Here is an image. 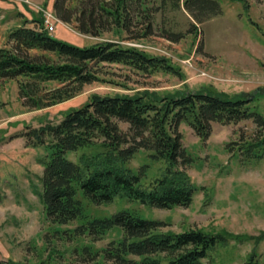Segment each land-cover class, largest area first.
Returning a JSON list of instances; mask_svg holds the SVG:
<instances>
[{"label": "trees", "instance_id": "trees-1", "mask_svg": "<svg viewBox=\"0 0 264 264\" xmlns=\"http://www.w3.org/2000/svg\"><path fill=\"white\" fill-rule=\"evenodd\" d=\"M220 1L161 0L156 6L152 0H78L71 6V0H55L57 17L74 23L78 32L94 37L111 33L113 37L79 46L53 36L45 28L42 15L25 18L24 24L9 32L11 45L0 46V79H18L19 95L28 100V105L40 109L67 101L85 84L98 81L100 63L125 64L148 73L173 71L166 58L122 42L154 35L155 14L168 2L173 8L183 6L195 20L185 32L161 28L162 36L178 42L187 33H197L199 24L219 15ZM243 1L249 6L247 0ZM33 22L35 26L28 24ZM254 101L243 92L230 94L207 87L175 95L149 90L94 93L83 105L68 110L58 123L18 134L26 137L28 146H45L38 162L44 166L41 197L46 219L58 224L80 219L73 231L94 239L120 228L122 237L104 248L105 257L117 264H215L214 251L228 242L227 230H163L168 222L147 218L129 208L110 216L89 217L83 198L97 205L125 198L163 209L190 206L195 194L206 186L196 184L182 168L195 158L183 145L180 125L188 124L206 140L213 122L230 124L252 119L260 132L252 139L242 137L240 142H233L236 147L230 143L228 149L237 152L243 162L261 159L264 113ZM141 150L149 151L150 161L164 163L161 174L150 182L145 180L149 162L131 166ZM71 152L76 154L75 160L69 157ZM248 238L259 242L264 232ZM0 264L21 263L0 259ZM242 264H264V260L252 252Z\"/></svg>", "mask_w": 264, "mask_h": 264}, {"label": "rangeland", "instance_id": "rangeland-1", "mask_svg": "<svg viewBox=\"0 0 264 264\" xmlns=\"http://www.w3.org/2000/svg\"><path fill=\"white\" fill-rule=\"evenodd\" d=\"M30 1L0 0V46L11 45L9 32L17 22L24 23L27 16L39 18V8L54 11L55 0ZM77 2L71 0L70 4L75 6ZM152 2L158 6L161 0ZM220 2L219 15L199 24L197 33H187L178 42L162 36L161 28L185 32L195 20L183 6L173 8L172 2L155 14L154 35L122 42L166 58L173 71L148 73L125 64L100 63L98 81L85 84L67 101L40 109L28 105V100L19 95L18 79H0V259L21 264H117L105 257L104 248L123 235L116 227L94 239L73 231L80 219L67 224L46 219L41 197L44 166L38 162L45 146H28L26 137L18 134L58 123L68 110L83 105L94 93L136 94L149 90L175 95L207 87L230 94L243 92L250 100L255 98L253 104L264 113V0H247L249 6L243 0ZM61 22H56L50 33L72 44L91 45L113 37L111 33L104 37L85 35L76 30L74 23ZM29 25L35 26L36 22ZM122 126L127 128L126 124ZM179 130L183 145L195 158L182 168L196 184L206 186L195 194L190 206L163 209L125 198L97 205L83 198L88 216L105 217L129 208L147 218L168 222L163 230H227L228 242L214 251L215 264H242L252 252L264 260V238L259 242L248 238L264 232V157L243 162L237 152L228 149L230 143L240 142L242 137L254 138L259 127L252 119L230 124L213 122L206 140L186 123ZM148 154L141 150L131 161L133 167L150 163L146 182L159 176L164 168V163L150 161ZM69 157L75 160L76 154L71 152Z\"/></svg>", "mask_w": 264, "mask_h": 264}, {"label": "built area", "instance_id": "built-area-1", "mask_svg": "<svg viewBox=\"0 0 264 264\" xmlns=\"http://www.w3.org/2000/svg\"><path fill=\"white\" fill-rule=\"evenodd\" d=\"M21 1L27 2V3H31L32 2L30 0H21ZM38 12H42V16L44 18V26H45V28L48 31H50V32L54 31L56 22L61 21L57 17L55 11H50V10H47V9H44V8H42V9L39 8Z\"/></svg>", "mask_w": 264, "mask_h": 264}, {"label": "crops", "instance_id": "crops-1", "mask_svg": "<svg viewBox=\"0 0 264 264\" xmlns=\"http://www.w3.org/2000/svg\"><path fill=\"white\" fill-rule=\"evenodd\" d=\"M39 13V12H38ZM23 17H20V19H22ZM26 18H28V19H33V18H30L29 16H27ZM61 22V21H60ZM18 23V25L17 26H19V25H22V24H24L23 22L21 23L20 21L19 22H17ZM61 23H64L63 21L61 22ZM29 24V23H28ZM65 24V23H64ZM2 259V258H1Z\"/></svg>", "mask_w": 264, "mask_h": 264}]
</instances>
